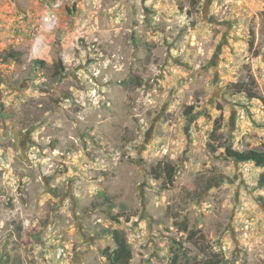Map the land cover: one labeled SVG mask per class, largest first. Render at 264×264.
<instances>
[{
    "label": "rangeland",
    "instance_id": "obj_1",
    "mask_svg": "<svg viewBox=\"0 0 264 264\" xmlns=\"http://www.w3.org/2000/svg\"><path fill=\"white\" fill-rule=\"evenodd\" d=\"M262 144L264 0H0V264H264Z\"/></svg>",
    "mask_w": 264,
    "mask_h": 264
},
{
    "label": "trees",
    "instance_id": "obj_2",
    "mask_svg": "<svg viewBox=\"0 0 264 264\" xmlns=\"http://www.w3.org/2000/svg\"><path fill=\"white\" fill-rule=\"evenodd\" d=\"M17 52L15 50H12L11 52L7 53L5 56V60L7 59H16ZM40 63H44V60H39ZM60 62V68L58 70H61L63 68L62 66V59L59 60ZM58 72V71H57ZM257 83L254 79H251L249 81H239L233 84V88L235 89L236 93L244 92L248 96V98H259L256 91H254V88H251L250 85L255 86ZM193 111V105H190L187 107V114H191ZM218 126H215L214 133L218 130ZM214 148V147H213ZM226 155L229 158H234L239 162H253L257 167L264 168V144L260 148H250L245 149L243 151L228 148L226 150ZM161 167V165H160ZM162 169H166V186L170 187L174 183L175 178V166L171 164H166L162 167ZM158 177V176H157ZM259 185L264 186V172L261 174L259 178ZM112 238L115 241L116 247L113 250H110V248H105V258L109 262V264H129L130 260L132 258V251L130 248V245L127 241L126 236L124 233L120 230H113L112 231ZM178 259V254H175L174 261Z\"/></svg>",
    "mask_w": 264,
    "mask_h": 264
}]
</instances>
